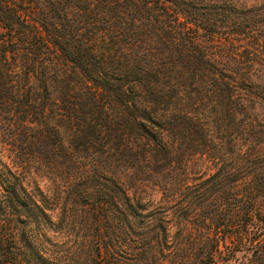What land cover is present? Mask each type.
<instances>
[{"label": "trees", "instance_id": "1", "mask_svg": "<svg viewBox=\"0 0 264 264\" xmlns=\"http://www.w3.org/2000/svg\"><path fill=\"white\" fill-rule=\"evenodd\" d=\"M262 70L264 6L0 0V134L16 164L0 161V264L264 256ZM194 153L212 162L198 181L184 173ZM127 173L163 201L131 196Z\"/></svg>", "mask_w": 264, "mask_h": 264}, {"label": "rangeland", "instance_id": "2", "mask_svg": "<svg viewBox=\"0 0 264 264\" xmlns=\"http://www.w3.org/2000/svg\"><path fill=\"white\" fill-rule=\"evenodd\" d=\"M240 3L244 4H255L256 7H258V10H261V8L264 6V0H239ZM203 39V38H202ZM204 44L210 45L212 49H215L218 51L221 49V45L216 44L215 42L209 44L210 42L207 40H202ZM258 79H264V70L257 72ZM264 82V81H263ZM254 112H257L259 119H264V110H262L261 107H255ZM259 126V125H258ZM260 127L264 128L263 125H260ZM64 137H68L67 133L63 131ZM216 135V132H215ZM219 135V134H217ZM261 148L264 149V143L261 145ZM10 152L7 149L6 144L3 142L0 134V161L7 162L11 165H15L14 162H12V158L9 156ZM210 157L207 155H202L198 153H194L189 155L188 159L186 160L185 165V174L188 177V180L191 181H198L208 175L210 171H212V162L209 160ZM18 170H20L23 173L24 181L29 186H33L35 184L39 185V187L46 192L47 194H54L56 190L55 181L51 177H48V175L44 174L41 170H38L37 168L33 166H26L21 167L17 166ZM179 170V169H178ZM138 175H140L138 172H136ZM135 174L133 173H127L123 176H120L123 180V183L125 186H127L128 193L133 196L134 198H141L145 202H149V207L161 203L163 201V196L161 195V192L159 188L150 181L141 180L137 182V179L134 177ZM62 183V182H61ZM72 199L68 198L66 196V193H62V200L59 204V210L62 211V209L66 208L69 204H71ZM78 204H76L77 207ZM58 209H55V211H52V214H55ZM79 220V219H78ZM80 231V230H79ZM171 238L174 236V227L171 228L170 231ZM113 243H115L116 249H119L120 247L117 246L116 241L113 240ZM128 250V249H127ZM130 252L133 251H120L121 255L124 257H128V260L134 264H161L158 257L154 258L152 261H145L141 262L139 258H130ZM162 257V256H161ZM164 264H172L171 263V257H167V260ZM229 264H264V256L260 257L259 259L252 260V258H249L248 253L242 252H236L235 258H233Z\"/></svg>", "mask_w": 264, "mask_h": 264}]
</instances>
